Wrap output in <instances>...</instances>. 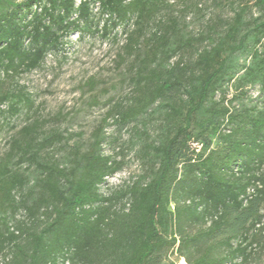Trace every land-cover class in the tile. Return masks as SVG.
Wrapping results in <instances>:
<instances>
[{"label": "trees", "instance_id": "16d2710c", "mask_svg": "<svg viewBox=\"0 0 264 264\" xmlns=\"http://www.w3.org/2000/svg\"><path fill=\"white\" fill-rule=\"evenodd\" d=\"M169 1L0 0V114L34 107L6 79L42 67L73 33L122 27L132 91L104 123L160 119L142 131V173L108 195L122 165L103 127L85 149L30 119L0 156V264H171L175 251L188 264L264 263V0L258 16L243 7L223 33L196 38L174 17L156 21Z\"/></svg>", "mask_w": 264, "mask_h": 264}, {"label": "rangeland", "instance_id": "374dc122", "mask_svg": "<svg viewBox=\"0 0 264 264\" xmlns=\"http://www.w3.org/2000/svg\"><path fill=\"white\" fill-rule=\"evenodd\" d=\"M243 7H248V20L251 15L258 16L255 0H170L156 21L168 22L170 17H174L182 35L212 37L223 33ZM94 13L100 20L97 5L94 6ZM102 25L101 21L100 29ZM122 29L118 27L107 36L102 32L83 36L73 33L67 39L64 50L50 53L42 67L3 82L5 90L31 94L34 107L31 112H26L24 108L14 117L8 112L0 114V122L3 123L0 156L9 149L12 138L30 119L44 121L46 131L59 130L65 135L72 134L70 145L78 142L85 149L93 140L94 133L103 127L107 137L104 152L120 161L122 170L108 178L101 187V193L108 195L137 179L143 168L139 157L141 137H144L142 131L147 130L153 135L160 119L158 114L147 115L126 127L112 120L104 123L112 105L128 97L132 91L130 65L133 58H126L124 62L119 57L126 42ZM189 57L186 54L185 61ZM249 91V95H257V88ZM231 95L232 91L229 97ZM65 148H56L55 154L61 157ZM24 216L21 211L15 219L22 220Z\"/></svg>", "mask_w": 264, "mask_h": 264}, {"label": "built area", "instance_id": "2783aa9c", "mask_svg": "<svg viewBox=\"0 0 264 264\" xmlns=\"http://www.w3.org/2000/svg\"><path fill=\"white\" fill-rule=\"evenodd\" d=\"M169 261L171 264H188L186 258L177 251L170 255Z\"/></svg>", "mask_w": 264, "mask_h": 264}]
</instances>
